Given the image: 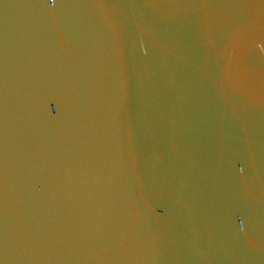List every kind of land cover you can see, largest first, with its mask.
Returning a JSON list of instances; mask_svg holds the SVG:
<instances>
[{"label": "water", "instance_id": "water-1", "mask_svg": "<svg viewBox=\"0 0 264 264\" xmlns=\"http://www.w3.org/2000/svg\"><path fill=\"white\" fill-rule=\"evenodd\" d=\"M0 264H264V0H0Z\"/></svg>", "mask_w": 264, "mask_h": 264}]
</instances>
